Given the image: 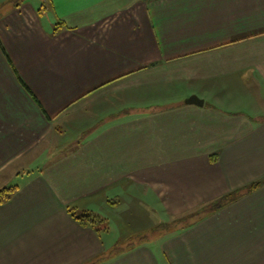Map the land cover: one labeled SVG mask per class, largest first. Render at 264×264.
I'll list each match as a JSON object with an SVG mask.
<instances>
[{"label": "crops", "instance_id": "obj_1", "mask_svg": "<svg viewBox=\"0 0 264 264\" xmlns=\"http://www.w3.org/2000/svg\"><path fill=\"white\" fill-rule=\"evenodd\" d=\"M47 1L0 0V264H264V185L209 211L264 178V0Z\"/></svg>", "mask_w": 264, "mask_h": 264}, {"label": "trees", "instance_id": "obj_2", "mask_svg": "<svg viewBox=\"0 0 264 264\" xmlns=\"http://www.w3.org/2000/svg\"><path fill=\"white\" fill-rule=\"evenodd\" d=\"M9 59V58H8ZM9 62L12 64L11 60L9 59ZM13 66V64H12ZM20 81L22 83V85L29 91L30 89L28 88V86L23 82V80L20 78ZM264 185V178L254 181L246 186H244L243 188H239L237 190H234L232 192H229L225 195H223L221 198H219L213 205V207H209V211H211L212 213L218 211L221 207L227 206L230 203H233L235 201H237L238 199H240L241 197H243L246 194H249L251 192H254L256 190H258L260 187H262ZM18 187H11V188H4L3 190L0 191V204H4L7 201H9L13 194L17 191ZM74 208H69V212L71 213V215L73 217H75L77 220L81 221L84 224H91L93 227H95L97 229L98 232H101L103 230H106L108 225L105 223L106 220L101 219L99 216H96L90 212H81L76 214ZM207 211V209L202 208L201 210L193 213L191 216V218H193L194 220H196L199 216H201L202 214H204ZM180 220L176 221V223L172 222L165 224L167 230L170 229L171 227H173L174 225H179ZM108 230V229H107ZM122 251V248H120L119 246H117L115 248V252H120ZM98 261V260H97ZM97 261H95L94 263H96ZM93 263V264H94Z\"/></svg>", "mask_w": 264, "mask_h": 264}, {"label": "water", "instance_id": "obj_3", "mask_svg": "<svg viewBox=\"0 0 264 264\" xmlns=\"http://www.w3.org/2000/svg\"><path fill=\"white\" fill-rule=\"evenodd\" d=\"M188 104H197V105H203V100L199 99L197 96H191L186 100Z\"/></svg>", "mask_w": 264, "mask_h": 264}, {"label": "rangeland", "instance_id": "obj_4", "mask_svg": "<svg viewBox=\"0 0 264 264\" xmlns=\"http://www.w3.org/2000/svg\"><path fill=\"white\" fill-rule=\"evenodd\" d=\"M44 1H45V0H44ZM46 2H48V1L46 0ZM48 5L50 6L49 3L47 4V7H48ZM49 9H50V7H49ZM47 11H48V10H47ZM0 187H1V186H0ZM2 189H3V188H2ZM0 190H1V189H0ZM116 233L119 234V231L116 232V229L112 231L111 235L108 234V231L104 232L106 238H109V237L112 238V236H114ZM121 244H122V242H121Z\"/></svg>", "mask_w": 264, "mask_h": 264}]
</instances>
